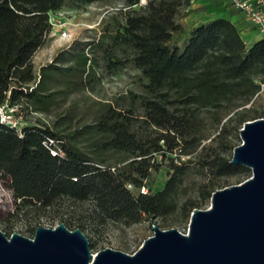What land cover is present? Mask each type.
Here are the masks:
<instances>
[{
  "label": "trees",
  "instance_id": "trees-1",
  "mask_svg": "<svg viewBox=\"0 0 264 264\" xmlns=\"http://www.w3.org/2000/svg\"><path fill=\"white\" fill-rule=\"evenodd\" d=\"M97 1L109 0H0V106L21 104L43 114L56 93H47L52 83H67V90L88 86L98 49L111 74L129 63L140 70L145 92L133 93L128 105L100 100L95 122L85 129L67 131L66 119L44 120L26 125L21 136L0 123V174L17 213L63 206L67 215L77 214L74 226L83 231L110 223L131 227L144 219L164 227L179 212L188 220L224 179L252 176L250 168L232 162L237 144L227 135L229 124L239 132L245 122L264 117V110L248 107L264 85V38L249 45L238 23L219 16L194 27L184 48L173 47L181 27L176 18L191 0H148L140 9V0H125L124 22L115 17V29L108 26L81 51L56 56L37 74L33 57L51 40L52 14L70 2ZM208 114L218 131L214 137ZM47 136L62 141L64 156L52 155L43 143ZM157 156L169 157L172 172L153 192L154 180L146 182L158 168ZM193 173L200 181L193 183L195 195L185 197ZM143 186L148 193L140 192Z\"/></svg>",
  "mask_w": 264,
  "mask_h": 264
},
{
  "label": "rangeland",
  "instance_id": "rangeland-1",
  "mask_svg": "<svg viewBox=\"0 0 264 264\" xmlns=\"http://www.w3.org/2000/svg\"><path fill=\"white\" fill-rule=\"evenodd\" d=\"M147 1L148 0H140L135 8L140 9ZM124 6L125 0L97 1L82 4H73L70 2L64 10L70 12L67 19L72 22L77 29L75 40L66 43L55 40V37L49 40L46 46H52L54 44L53 56H51V59L55 60L56 56L63 54H68L66 55L68 58L70 54L81 51L87 42L97 39L102 32L105 30L107 31L108 26H110L111 30H113V28L115 29L116 26L112 23L115 17L122 20L123 14L126 12L124 11ZM219 16H226L238 23L243 30V37L247 40L249 45L263 38L262 35L256 33L248 37L246 34L251 28V26H249L250 23L247 22L241 12L226 8L220 0H195L193 3L190 2L188 7L182 8L178 14L176 21L181 27L174 32L171 45L173 47L179 46L180 48H184L189 41L190 33L194 27L219 18ZM122 22L124 21L122 20ZM93 57L97 59V63L94 66L95 77L88 83V86L85 85L79 89L69 88V90H67V83H52L50 85L51 89L47 91V93H54L55 91L56 93L53 94V102L49 110L42 112L43 114H41L40 117L24 110L25 119H27L29 124L44 125V120L54 124L56 121L62 122L66 119L67 131L85 129L88 124L95 122L94 114L95 110L98 108L97 103H99L100 100H110L113 102L119 100L122 104L128 105L132 99L133 93L140 94L145 92L143 86L145 80L142 72L136 69L131 63H129L125 69L111 74L105 68V61L104 57H102L101 49L96 50ZM50 63L51 62L48 61L47 65ZM40 71L41 67H38V69H36L37 74L40 75ZM263 77L264 74H261L259 80ZM62 90L67 91L61 92ZM256 98L255 102L249 104L248 107H256L259 111H263L264 85ZM227 119L228 117L225 118L224 121ZM207 122V126L212 130L211 137H214L218 131H215L212 127L214 122L210 114L207 116ZM242 127L240 129H242ZM228 129L229 133L227 139L239 145L242 142L241 130L236 132L232 129V125L230 124ZM84 136L85 134L79 135V140L85 142L86 137ZM233 154L234 150L231 154L232 157ZM117 158L116 155L110 156L108 159L114 162ZM169 160V157L164 159L161 156H157L158 168L153 169L149 180L146 182L149 183L152 179L154 180L151 188L153 192L162 190L169 180V175L172 172ZM122 164L123 162L119 163V165ZM200 177V175H195V173H193V176L189 179L188 183L190 185L187 189V193L184 195L185 197L195 195L193 183L195 181H200ZM246 179V176H230L223 180V186H220L218 189L224 186L238 184ZM131 189H133V186ZM147 189H149V186H147ZM210 204L211 197L209 200L202 201L200 208L207 209L211 206ZM16 206L14 196L11 194L8 186L7 178L0 174V228L9 236L14 232H19L27 237H33L39 226L44 225L55 228L58 227L59 223L65 220H67L65 222L69 224L70 229H76L74 223L78 220L77 214L73 213L74 215L72 214V216L67 215V209L63 206L44 213H37V211L33 210L17 213ZM190 218L185 220L183 215L179 212L169 219V225L161 228H176L187 233L190 226ZM84 232L91 240V247L94 253L106 247H111L116 250L120 249L127 253L134 254V252L142 246L144 241L154 233V230L153 223L144 219L131 227L121 223H110L97 232H94L88 225L87 228H84Z\"/></svg>",
  "mask_w": 264,
  "mask_h": 264
},
{
  "label": "water",
  "instance_id": "water-1",
  "mask_svg": "<svg viewBox=\"0 0 264 264\" xmlns=\"http://www.w3.org/2000/svg\"><path fill=\"white\" fill-rule=\"evenodd\" d=\"M2 111L0 109V123ZM232 162L251 169L246 180L217 189L207 209L195 208L187 233L153 224L134 252L95 253L81 228L39 226L33 237L0 228V264H264V117L244 123Z\"/></svg>",
  "mask_w": 264,
  "mask_h": 264
},
{
  "label": "built area",
  "instance_id": "built-area-1",
  "mask_svg": "<svg viewBox=\"0 0 264 264\" xmlns=\"http://www.w3.org/2000/svg\"><path fill=\"white\" fill-rule=\"evenodd\" d=\"M195 0H191L193 3ZM226 8L235 9L243 14L247 22L254 28L255 33L262 35L264 38V0H220ZM70 12L68 10H61L52 14L51 17V32L50 39L55 37L62 43L75 40L77 29L75 25L70 22L67 17ZM54 59L49 62L53 63ZM2 111V123L16 129L19 135L24 136V128L28 125L25 119V113L21 104L0 106ZM35 116H40L36 112H31ZM44 145L51 151L53 156H64L65 150L62 148V141L51 136H47ZM177 156V153L174 154ZM185 156H182L184 158ZM131 188L132 185H129ZM146 186L141 187L140 192L148 193Z\"/></svg>",
  "mask_w": 264,
  "mask_h": 264
},
{
  "label": "crops",
  "instance_id": "crops-1",
  "mask_svg": "<svg viewBox=\"0 0 264 264\" xmlns=\"http://www.w3.org/2000/svg\"><path fill=\"white\" fill-rule=\"evenodd\" d=\"M197 1H199V0H197ZM249 26H251V25H249ZM250 30L246 34L248 37L252 36L253 34L255 35V31H254V28L252 26H251ZM53 50H54V44L52 46H46L45 45L42 48L38 49V51L36 52V54L33 57L35 70L38 69V67L42 68L43 66L47 65V62L51 59V56H53Z\"/></svg>",
  "mask_w": 264,
  "mask_h": 264
}]
</instances>
